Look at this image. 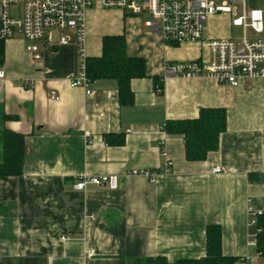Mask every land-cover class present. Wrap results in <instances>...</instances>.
Here are the masks:
<instances>
[{
	"label": "crops",
	"instance_id": "0c3cea01",
	"mask_svg": "<svg viewBox=\"0 0 264 264\" xmlns=\"http://www.w3.org/2000/svg\"><path fill=\"white\" fill-rule=\"evenodd\" d=\"M253 9L264 16V0ZM235 27L231 15H214L205 36L239 40ZM111 35H124L127 54L146 61L148 77L131 84L132 106L120 104L114 80L92 82L91 94L71 86L81 51L86 58L100 57L103 39ZM26 46L22 38L4 41L0 68L6 72L0 134L10 130L26 140L23 175L0 177V264L202 259L210 225L222 229L224 256L243 259L236 264H264L251 244L257 233L251 214L264 213V183L249 180L250 173L264 176L262 79L233 87L211 77L167 76L168 64L208 62L206 44L167 45L139 17L101 4L86 13L82 50L77 42L61 45L55 31L40 43L43 61H34ZM155 77L164 79L163 95L156 92ZM207 108L226 110L227 130L218 151L191 162L184 137L166 133L164 126L198 118ZM107 134L124 135L125 143L112 145ZM168 161L171 172L159 171L154 182L128 176L132 170H160ZM104 175L118 176L119 188L74 190L80 177Z\"/></svg>",
	"mask_w": 264,
	"mask_h": 264
},
{
	"label": "built area",
	"instance_id": "2783aa9c",
	"mask_svg": "<svg viewBox=\"0 0 264 264\" xmlns=\"http://www.w3.org/2000/svg\"><path fill=\"white\" fill-rule=\"evenodd\" d=\"M101 4L106 9H119L126 15L140 17L146 28L162 34L167 45L189 42L205 43L211 59L208 62L183 61L168 64L166 75L178 78L211 77L220 84L238 86L243 80L256 78L264 81V16L260 9L249 10L247 0H0V41L22 38L26 51L34 61H43L40 43L49 32H56L61 45L77 42L83 49L87 11ZM241 6V8L239 7ZM219 14L232 16L234 26L243 29L239 40L233 38H206L210 17ZM251 29L256 36L250 37ZM6 82V72L0 70V88ZM92 81L87 75V58L81 51L78 76L72 87H82L91 94ZM51 97L55 94L51 92ZM170 161L160 170H132L128 176H144L154 182L159 171L170 173ZM213 172L220 174V167ZM90 185L119 188V177L104 175L80 177L75 191H85ZM264 213L251 214V224ZM251 244L257 248V236ZM258 257L259 254H258Z\"/></svg>",
	"mask_w": 264,
	"mask_h": 264
},
{
	"label": "trees",
	"instance_id": "16d2710c",
	"mask_svg": "<svg viewBox=\"0 0 264 264\" xmlns=\"http://www.w3.org/2000/svg\"><path fill=\"white\" fill-rule=\"evenodd\" d=\"M4 41H0V68L4 64ZM87 75L92 82L114 80L118 84V96L122 106H132L135 95L132 90L134 79L147 78V65L144 58L130 57L127 54V41L124 35L105 36L102 55L87 58ZM155 89L164 93V79L155 77ZM227 130V112L223 108H207L200 111L195 119L168 121L164 131L171 135H182L185 140L186 159L191 162L206 161L209 155L219 150L220 138ZM105 139L112 145H123L124 135L107 134ZM0 147L4 160L0 164V177H20L24 173L26 160V140L22 134L4 130L0 134ZM251 182L264 183V176L249 174ZM256 251L264 260V214L257 218ZM243 259L226 257L222 252V229L217 225L207 228V255L202 259L180 260L175 264H236ZM136 264H169L163 257L137 260Z\"/></svg>",
	"mask_w": 264,
	"mask_h": 264
},
{
	"label": "rangeland",
	"instance_id": "374dc122",
	"mask_svg": "<svg viewBox=\"0 0 264 264\" xmlns=\"http://www.w3.org/2000/svg\"><path fill=\"white\" fill-rule=\"evenodd\" d=\"M259 0H247V8L250 10L252 8H254L256 5H257V2ZM241 8V6H239ZM140 18V17H139ZM141 19V18H140ZM142 20V19H141ZM208 25V24H207ZM243 35V29L242 28H239V27H235L233 28V36L234 37H241ZM248 35L249 36H252L253 35V32L251 29L248 30Z\"/></svg>",
	"mask_w": 264,
	"mask_h": 264
}]
</instances>
